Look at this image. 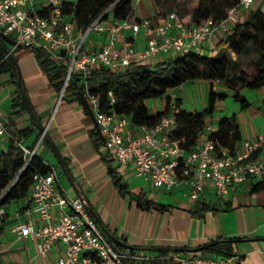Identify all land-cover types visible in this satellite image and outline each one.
I'll return each mask as SVG.
<instances>
[{
  "label": "built area",
  "instance_id": "built-area-1",
  "mask_svg": "<svg viewBox=\"0 0 264 264\" xmlns=\"http://www.w3.org/2000/svg\"><path fill=\"white\" fill-rule=\"evenodd\" d=\"M65 0H0V30L11 36L23 47L42 48L65 66L66 72L59 91L63 95L73 72L87 74L95 66L114 71L124 70L131 62H141L157 56L183 55L191 50L200 51L213 36L222 37L241 19V13L251 9L258 1L264 10V0H239L227 10L225 18H207L199 23L185 22L175 11L168 12L160 21L143 16L138 19L107 18V8L85 26L64 14ZM124 30L131 36L118 42ZM91 32H106L107 38L98 49H88L85 41ZM139 33L145 36L141 48L133 39ZM94 118L104 135V146L112 151L115 160L129 165L134 173L151 181L154 187L169 190L183 187L192 202L211 186L215 195L224 196L230 186L264 180V133L244 138L241 147L229 149L212 135L208 123L205 137L198 140L188 152L173 137L179 106L172 97L169 112L153 125L139 126L133 134L130 119L124 114L101 108L98 95L85 92ZM110 103L115 101L108 90ZM7 132L0 117V137ZM43 138L40 133L39 140ZM25 167L35 153L20 139ZM26 213L36 215L19 222L14 229L19 237H31L36 241V251L45 255L55 244L61 246L55 264H126V257L137 260L149 258L144 253L128 254L120 251L107 238L84 200L70 193L59 178V171L50 166L49 171H35L29 193L25 198ZM56 217H52L51 210ZM0 213H5L0 207ZM175 261L190 264H236L234 256L214 254H181L170 251Z\"/></svg>",
  "mask_w": 264,
  "mask_h": 264
},
{
  "label": "crops",
  "instance_id": "crops-1",
  "mask_svg": "<svg viewBox=\"0 0 264 264\" xmlns=\"http://www.w3.org/2000/svg\"><path fill=\"white\" fill-rule=\"evenodd\" d=\"M131 2L132 13L129 18L132 20L150 16L160 21L170 12L163 9V4L158 5L153 0H131ZM257 5L258 1H255L251 9L256 8ZM248 11L241 13L242 19L246 17ZM180 16L185 22L191 21L190 14ZM111 17L113 16L110 7L107 18ZM130 36L131 31L124 30L118 42L119 47H122L123 40ZM106 38V32H91L86 38L85 47L98 49ZM219 39L218 35L210 37L202 50L213 49ZM132 42L135 47L141 48L145 43V36L139 33ZM8 46L15 58L27 96L36 115L45 125L46 132L59 152L67 158L68 167L76 183L110 234L130 246L162 248L195 247L219 236H235L240 239L235 243L234 250L237 256H242L243 263L264 264V188L251 190L252 184L259 180L230 186L228 192L220 198L215 195L211 186H207L196 202L213 204L218 211L209 210L201 215L194 213L196 202L190 200L183 187H174L169 190L156 188L149 179L136 175L131 166L119 164L115 160L112 151L104 146V135L95 119L90 116L83 101L78 102L73 93L59 98V91L50 84L32 49L10 44ZM227 50L232 53L231 50ZM164 58L165 56L161 55L145 61L157 62ZM12 72L13 66L11 70L0 73V117L5 125L14 122L17 128H24L33 120L29 113L11 115L12 99L16 95L18 86L17 78L12 75ZM209 85L208 79L188 80L177 87L169 88L163 96L178 98L179 108L198 111L206 106L207 100L204 99L203 103L199 100L200 95L204 93L207 95ZM257 90L264 92L262 87ZM243 96L248 100L249 105L245 108L240 107V118H233L238 124L239 137L229 139L225 145L229 149L240 148L244 138L264 133V100L261 99L257 107H251V101L255 102L253 94L251 93L249 98L246 94ZM164 103L165 101L160 102L157 97L146 100L151 113L163 109ZM216 128L217 125L213 130ZM130 131L133 134L138 133L139 126L131 125ZM96 135L103 137V142L98 146H95L93 142ZM39 137L40 132L36 128V131L30 135L22 136L21 140L26 146L35 148L34 154L45 163L54 166L59 171V178L65 188L72 194L76 193L62 172L55 154L47 142L43 138L39 140ZM204 137L205 133H202L200 139ZM9 138L10 134L7 130L0 137V153L6 150ZM108 152L110 156H106ZM103 156L107 159L112 158L110 163L127 183L129 193L121 194L113 184ZM152 191L155 192L154 196L151 195ZM139 192L169 207L164 210L141 209L131 197L132 194ZM23 201V206L19 205L18 200H12L3 206L5 218L0 231V264H55L56 257L61 251L60 244H55L47 254L39 255L36 251V241L31 237H19L15 231L14 227L19 222L28 219L34 223L37 221L35 214L26 213V201L25 199ZM51 212L52 217L55 218V210L52 209ZM114 242L120 251H123V248H131L118 241ZM131 249L135 251L134 253L147 254L149 258L159 254V250L156 249ZM169 256L170 251L166 250V264H190L188 261H175Z\"/></svg>",
  "mask_w": 264,
  "mask_h": 264
},
{
  "label": "trees",
  "instance_id": "trees-1",
  "mask_svg": "<svg viewBox=\"0 0 264 264\" xmlns=\"http://www.w3.org/2000/svg\"><path fill=\"white\" fill-rule=\"evenodd\" d=\"M156 4H163L164 0H153ZM239 0H197L196 5L189 11L191 21L199 23L207 18L217 21L227 15V10L237 5ZM112 8V16L115 18H129L132 13L131 0H65L63 12L74 18L78 26H85L95 17ZM130 19V18H129ZM138 19V18H136ZM253 45L259 53L239 74L229 76L228 68L232 63L229 53L222 52L216 56L208 54V50H191L183 55L166 56L157 62L141 61L131 62L124 70L114 71L107 67L95 66L87 74L73 72L66 84L62 97L73 93L75 99L81 102L87 99L85 92L98 95L100 106L105 111L113 110L118 114L126 115L131 123L136 126L153 125L163 115L169 112L171 97L165 96L163 109L151 113L146 100L165 95L169 88L177 87L188 80L208 79L210 85L207 90L206 106L198 111H187L179 108L175 113L177 125L173 130V137L179 141V146L185 151H190L204 133L207 120L212 115L218 102L224 100L227 93L214 87V81L223 83L224 86L234 91V99L239 102L241 108L249 105L248 100L241 93L243 88L256 89L264 87V10L260 6L247 12L245 18L239 19L229 31L216 42L215 47H226L236 55L248 50ZM35 58L45 72L50 84L60 91L65 76V66L51 57L42 48L32 49ZM12 65L6 58L0 47V73L9 71ZM15 75V72H12ZM16 83V80H14ZM108 90H112L115 101L110 103ZM179 106L180 100L173 98ZM13 111L11 115L29 113L21 98L20 90L16 87V95L12 99ZM10 138L6 150L0 153V207L12 200L25 199L33 182V174L39 170L47 172L50 165L39 156L33 155L29 163L22 167L24 158L21 148L16 144L22 136L30 135L36 131L33 121L29 126L17 128L14 122L6 125ZM212 135L225 146L230 138L239 137L238 124L227 116L221 117L217 122V128ZM95 146L103 142L101 135L93 138ZM111 154L108 152L106 156ZM106 168L113 184L121 194L129 193L127 183L122 180L118 171L111 165V157L103 156ZM67 161V158L64 157ZM264 188V180L252 184L251 190ZM131 197L141 209L164 210L169 206L147 198L143 192L132 194ZM216 212L218 209L205 202H196L193 212L204 214L206 211ZM5 213H0V231L2 229ZM107 238L115 246L114 240ZM240 237H216L204 244L202 249L195 252H180L181 254H214L216 256H234L235 243ZM202 245V244H201ZM122 248L121 246H119ZM118 249V247H116ZM123 252L132 254L131 248H123ZM166 250L159 249V254L147 260H137L126 257V264H166ZM236 264L242 262V256H237Z\"/></svg>",
  "mask_w": 264,
  "mask_h": 264
},
{
  "label": "rangeland",
  "instance_id": "rangeland-1",
  "mask_svg": "<svg viewBox=\"0 0 264 264\" xmlns=\"http://www.w3.org/2000/svg\"><path fill=\"white\" fill-rule=\"evenodd\" d=\"M197 0H164L163 1V9L165 11H175L179 15H187L189 14L190 9L196 5ZM226 52L230 53V56L232 57V63L230 64L228 68V75L233 76L236 74H239L240 70L245 68L247 64H249L252 60H254L257 56L259 51L254 48L253 45L250 44L249 48L247 51L242 52L239 55H236L235 53H231L226 49V47H214L213 49L208 51L209 55L216 56L219 53ZM215 83V88L218 90H223L226 91L227 95L225 96L224 100L218 102L215 106V109L208 119V123L211 125L212 129H215L218 120L223 117L227 116L231 119L233 118H240V105L237 100L234 99L233 93L234 91L226 86L223 85V83L219 81H214ZM256 89H250V88H243L241 93L246 94L247 98L251 96V93L255 97V102L251 101V107L252 106H258L262 100H264V92H260ZM264 89V87H262ZM206 94L200 95V103L206 100ZM160 102L165 101V96L157 97ZM262 99V100H261ZM198 102V101H197ZM136 192L138 191L135 190ZM152 196H154L155 192H151ZM18 203L20 206L24 205L23 199H19Z\"/></svg>",
  "mask_w": 264,
  "mask_h": 264
},
{
  "label": "water",
  "instance_id": "water-1",
  "mask_svg": "<svg viewBox=\"0 0 264 264\" xmlns=\"http://www.w3.org/2000/svg\"><path fill=\"white\" fill-rule=\"evenodd\" d=\"M14 45V46H21L20 44H18L16 42L15 39H13L11 36H9L8 34L4 33L3 31L0 30V47L2 49V51L4 52L6 58L9 60V62L11 63V65L13 66V71L16 74V78H17V84H18V88L20 90V94H21V98L24 101L28 112L33 120L34 125L36 126L37 130L43 134V139L47 142V144L49 145V147L51 148V150L53 151V153L55 154L60 168L62 170V172L64 173V175L66 176L67 180L69 181V183L73 186V188L76 191V194L78 196H80L87 208L90 210V212L94 215L95 219L97 220L98 224L101 226L102 230L108 235V237L114 241H118L124 245H126L127 247H131L134 249H156L159 250L162 247H154V246H130L125 244L123 241L116 239L112 234L109 233V230L107 229V227L105 226V224L102 223V221L100 220L99 216L95 213L94 209L92 208L91 204L89 203L87 197L85 196V194L83 193V191L81 190V188L78 186V184L76 183L71 170L68 167L67 161L64 159V157L62 156V154L59 152L57 146L55 145V143L53 142L52 138L49 136V134L46 132L45 129V125L42 124V122L39 120L38 116L35 113V110L27 96L21 75L18 71L17 65H16V61L15 58L11 52V49L9 48L8 45ZM83 104L86 106V108L88 109V112L90 114V116L92 118H94V113L91 110V108L89 107L87 101L85 100V98H82ZM95 119V118H94ZM207 244H202L199 246H195V247H187V246H170V247H163L164 250H169V251H181V252H195L198 251L200 249H202L203 247H205Z\"/></svg>",
  "mask_w": 264,
  "mask_h": 264
}]
</instances>
